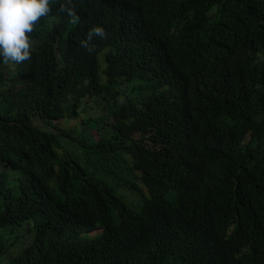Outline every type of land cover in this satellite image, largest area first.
Masks as SVG:
<instances>
[{"label":"trees","instance_id":"16d2710c","mask_svg":"<svg viewBox=\"0 0 264 264\" xmlns=\"http://www.w3.org/2000/svg\"><path fill=\"white\" fill-rule=\"evenodd\" d=\"M67 4L0 57V260L264 264V0Z\"/></svg>","mask_w":264,"mask_h":264},{"label":"clouds","instance_id":"9594fccd","mask_svg":"<svg viewBox=\"0 0 264 264\" xmlns=\"http://www.w3.org/2000/svg\"><path fill=\"white\" fill-rule=\"evenodd\" d=\"M51 5L52 0H0V57L3 63L20 64L31 59L34 43L31 33L40 20L51 13ZM59 11L71 18V24L79 23L71 0L67 5H61ZM94 37L106 38L107 33L102 26L89 29L86 38L80 42L89 53L94 51Z\"/></svg>","mask_w":264,"mask_h":264},{"label":"rangeland","instance_id":"374dc122","mask_svg":"<svg viewBox=\"0 0 264 264\" xmlns=\"http://www.w3.org/2000/svg\"><path fill=\"white\" fill-rule=\"evenodd\" d=\"M58 123H64V120H61V121L58 122ZM74 124H75V123H72L71 125H69V128H72ZM60 127L63 128V129H65L66 127H68V125L65 127V124H62ZM121 164H122V163H121ZM119 168H121L122 170L119 169V171H118L117 169H115V172H116V174H117V176H118V181H119V183L124 184V183H125L124 180L131 181V180H132V177H131L130 174H129V171H128V167H127V165H125V164H123V166L120 165ZM9 182H10L12 185L15 184V182H13V179H11ZM5 231H6V230H2V232H5ZM21 233H22V234H21ZM21 233L12 234V235L9 234V233H6V234H5V237H6V239L8 240L9 244H13V243L16 242V243H15L16 247L20 248V247L23 245V242L25 241V239L23 238V236H24L23 231H21ZM98 233H100V232H94V233H92V236H96ZM17 235L21 237L19 241L17 240ZM17 250H18V249H16V251H17ZM0 262L4 264L3 259L0 260Z\"/></svg>","mask_w":264,"mask_h":264}]
</instances>
